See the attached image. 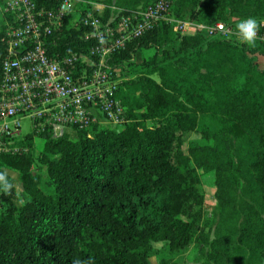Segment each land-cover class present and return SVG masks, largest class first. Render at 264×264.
Returning a JSON list of instances; mask_svg holds the SVG:
<instances>
[{"label":"trees","instance_id":"16d2710c","mask_svg":"<svg viewBox=\"0 0 264 264\" xmlns=\"http://www.w3.org/2000/svg\"><path fill=\"white\" fill-rule=\"evenodd\" d=\"M79 1L83 16L96 0ZM157 1L101 0L104 20ZM171 1L176 19L206 26L264 20V0ZM0 17L1 81L11 17ZM80 20H66L50 52L88 53L90 29ZM257 54L264 56V45L204 31L180 36L163 22L110 55L106 66L121 79L117 97L126 108L122 129L94 124L75 140L47 131L38 155L34 136L18 142L27 153L0 155V170L16 172L21 184L18 192L8 174L13 188L0 190V264H150L154 256L170 264L191 246L188 264H264V68ZM191 134L206 143L187 141ZM210 173L218 205L207 232L200 185Z\"/></svg>","mask_w":264,"mask_h":264},{"label":"built area","instance_id":"2783aa9c","mask_svg":"<svg viewBox=\"0 0 264 264\" xmlns=\"http://www.w3.org/2000/svg\"><path fill=\"white\" fill-rule=\"evenodd\" d=\"M79 2L4 0L3 13L11 21L0 81V155L27 153L28 147L18 142L47 131L55 136L70 135L68 130L77 133L94 124L122 129L127 120L126 108L117 97L121 79L106 66V60L163 22L180 36L204 31L209 38H238L236 24L219 21L206 26L176 19L171 0H159L131 13L119 12L107 21L105 5L81 16ZM65 5L70 7L65 10ZM66 20L71 26L80 20L90 29L85 35L93 43L88 53L49 51L48 44H58ZM259 37L256 43L264 45V27ZM24 121L31 123L29 134L22 132Z\"/></svg>","mask_w":264,"mask_h":264},{"label":"rangeland","instance_id":"374dc122","mask_svg":"<svg viewBox=\"0 0 264 264\" xmlns=\"http://www.w3.org/2000/svg\"><path fill=\"white\" fill-rule=\"evenodd\" d=\"M102 2L101 0H96L93 3V9L95 10L98 8L99 5H101ZM3 14V10L2 7H0V16H2ZM1 18V17H0ZM154 54V49L153 50H149V51H144L142 53H139L136 55L134 61L136 63H140L143 59L148 58L150 56H152ZM263 56V55H261ZM127 68L129 70H132L133 68H131V66H127ZM32 131L31 129V123L28 121H24L22 123V132L23 134H29ZM68 132L70 133V138L75 140L77 138V133L76 131H72V130H68ZM197 140L198 142H200L201 144H205L206 142L202 141L200 136L196 135V134H191L187 137V141L190 140ZM35 144H36V148H35V155H38L42 149H43V145H44V141L42 139H40L39 137L35 138ZM39 165L36 164L35 165V170L38 171ZM8 174L13 177L16 181V187L18 192L21 190V184L18 180V174L14 171H7ZM200 190L201 192L204 194L205 196V207H204V211H205V218L207 220V223L209 224V227L207 228V232H210V230L213 229V214H214V210L218 205V201L216 198V184H215V175L213 173L210 174H206L202 177V183L200 185ZM19 194V193H18ZM17 204H22V200L21 198H17L16 200ZM193 246H191L187 251H185L183 253V255L179 256V257H175L172 262L170 264H188V263H192L191 261L193 260ZM150 264H160V257L159 256H154L153 258H151L150 260Z\"/></svg>","mask_w":264,"mask_h":264},{"label":"clouds","instance_id":"9594fccd","mask_svg":"<svg viewBox=\"0 0 264 264\" xmlns=\"http://www.w3.org/2000/svg\"><path fill=\"white\" fill-rule=\"evenodd\" d=\"M65 10L70 7V5H65ZM261 27H264V20H258L256 17H246L238 22L235 26L236 34L239 41L249 47H255L257 39H259V32ZM232 33L229 32L228 35ZM13 188L12 183L8 179V173L6 170H0V190L4 193L10 194ZM72 264H94L92 259L81 260L79 258H74Z\"/></svg>","mask_w":264,"mask_h":264},{"label":"crops","instance_id":"0c3cea01","mask_svg":"<svg viewBox=\"0 0 264 264\" xmlns=\"http://www.w3.org/2000/svg\"><path fill=\"white\" fill-rule=\"evenodd\" d=\"M258 64L261 68H264V56H259L258 57Z\"/></svg>","mask_w":264,"mask_h":264}]
</instances>
